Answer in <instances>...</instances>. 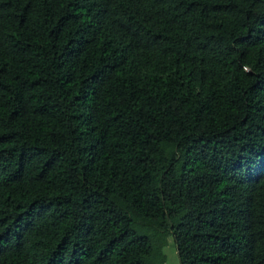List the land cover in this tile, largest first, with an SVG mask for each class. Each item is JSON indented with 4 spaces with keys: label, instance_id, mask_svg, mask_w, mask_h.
Listing matches in <instances>:
<instances>
[{
    "label": "trees",
    "instance_id": "obj_1",
    "mask_svg": "<svg viewBox=\"0 0 264 264\" xmlns=\"http://www.w3.org/2000/svg\"><path fill=\"white\" fill-rule=\"evenodd\" d=\"M264 264V0H0V264Z\"/></svg>",
    "mask_w": 264,
    "mask_h": 264
},
{
    "label": "rangeland",
    "instance_id": "obj_2",
    "mask_svg": "<svg viewBox=\"0 0 264 264\" xmlns=\"http://www.w3.org/2000/svg\"><path fill=\"white\" fill-rule=\"evenodd\" d=\"M169 241H170L169 247L166 248L165 251L167 256V261L165 264H180L178 251L174 239L170 238Z\"/></svg>",
    "mask_w": 264,
    "mask_h": 264
}]
</instances>
